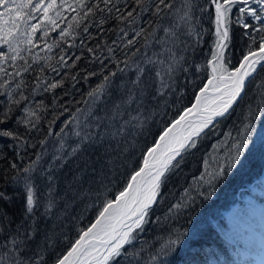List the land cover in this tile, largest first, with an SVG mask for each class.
<instances>
[{
	"label": "snow or ice",
	"instance_id": "6c2138e0",
	"mask_svg": "<svg viewBox=\"0 0 264 264\" xmlns=\"http://www.w3.org/2000/svg\"><path fill=\"white\" fill-rule=\"evenodd\" d=\"M206 3L214 8L211 21L214 40L206 65L193 66L196 73L206 74V78L197 85L191 105L183 107L165 124L150 146L142 151V158L123 185L112 198L103 199L94 219L79 230L66 251L48 256V249L53 246L52 238L46 236L43 245L33 247L30 243L32 226L25 227L40 204L36 181H47L46 186L51 192L55 182L54 170L62 167L69 158L88 148L103 149L101 159L96 161L103 168L113 163V152L123 155L133 147L127 138L145 130L146 118L141 116L140 108L146 93L154 89L155 99L156 96L163 97L166 91L175 92L176 75L189 71L185 66L187 57L182 53L188 51L190 42L194 51L195 45L203 39L198 25L209 9L199 6L196 0H0V97H6L9 105L0 113V125L7 124L12 118L11 106L15 105L23 113L16 123L23 124L29 133L40 132L38 125L42 117L38 113L47 111L48 106L43 101L38 102L35 109L27 106L31 101L24 92L27 87L24 75L37 71L34 66H38L39 73L49 69L60 77L49 79L47 75L37 74L31 89L32 97L40 89L53 95L52 119L48 121L46 134L37 141L39 149L35 159L24 167L10 163V169L16 173L11 182L14 186H22L25 192V218L17 225L15 233L2 238L0 264H119V257H124L127 264H141L145 249L129 251L126 246L133 245L148 223L160 224L159 216L154 221L149 218L163 195L162 187L168 175L180 168L185 153L196 149L202 136L210 132L215 134L218 122L247 96L241 126L236 128L237 135L233 137L231 132L224 133L227 139L212 145L214 152L219 149L223 153L213 155L215 167L209 170L210 161L205 156V170L196 178L195 186L185 188V195L168 206L164 219L170 220L182 209L187 210L198 197L210 198L215 184L236 167L248 144L250 121L264 116V76L257 79L264 71V0H206ZM234 6H238L235 23L244 30L243 37L250 41L235 63L229 55ZM197 10L201 15L195 14ZM65 13L72 15L66 18ZM245 15L259 21L260 26L245 22ZM113 22L117 39L108 45L99 37L106 31H113L105 27ZM61 23L66 26L61 27ZM93 27L97 30L95 35L91 31ZM57 29V36L50 37L49 33H55ZM251 33H256L258 40L257 35ZM46 38L51 39V43H45L41 51L59 49L55 64L49 63L53 56L33 53L38 42ZM70 38L73 41L79 39L81 55H68L65 44L68 49L77 47L75 43H67ZM86 40L96 42L91 46ZM112 45L121 50L123 59L116 55V48ZM85 48L92 57L90 63L99 61L100 71L87 72L84 81L93 76L102 79L81 100L74 102L81 106L70 111L64 103L58 104L55 93L58 88H65L68 81L79 82V74H72V70L84 58ZM105 50L107 55L102 59ZM105 61L112 63L116 70L108 69ZM9 67L13 71H8ZM65 69L67 71H63ZM129 71L135 73L133 78L116 83L121 74ZM73 89L75 83L64 95H70ZM132 105L136 108L132 109ZM57 108L61 110L57 111ZM65 113H69L68 118L63 120L59 131H54L53 126ZM0 137L24 142L15 131L6 128L0 130ZM51 137L59 139L52 142L50 149ZM121 141L125 144L123 149L120 148ZM28 146L36 147L31 143ZM49 155L51 159L45 167V157ZM0 200L10 202L11 197L0 192ZM54 203L49 197L44 204L45 215L52 212ZM3 219L10 222L6 213ZM186 235V232L170 229L164 242L148 253L145 264H166L167 258L177 251Z\"/></svg>",
	"mask_w": 264,
	"mask_h": 264
},
{
	"label": "trees",
	"instance_id": "16d2710c",
	"mask_svg": "<svg viewBox=\"0 0 264 264\" xmlns=\"http://www.w3.org/2000/svg\"><path fill=\"white\" fill-rule=\"evenodd\" d=\"M196 3L203 7L207 6L208 13L203 14L198 27L201 28L203 39L198 45H195V50L190 46L186 53H182L187 57L188 63L185 65L189 67L187 73L179 72L175 77V92L166 91L163 97L156 96L153 99L154 89H150L142 102L140 114L146 118L145 130L141 134L134 137L127 138L129 145L128 151L123 155L116 152L111 154L112 164L102 168V164L96 163L101 159L103 149L94 150L88 148L87 151L77 154L69 158L63 163L62 167L54 170L53 175L55 182L53 184V191L49 192L47 181L43 183L39 180L37 184V199L40 204L36 208V212L31 219L26 221L25 227L31 225L33 238L30 243L35 247L36 245H43L45 237L52 238V247L48 249V256H54L55 253L66 251L70 246V241L78 234L79 230L84 228L89 222L94 219V215L101 205L103 199L112 198L115 191L119 189L126 181L127 176L137 166L138 161L142 158V151L150 146L154 137L159 134L162 128L171 119L175 117L178 111L183 107L191 105L195 90L200 85L201 79L206 78V74L196 73L194 65H206V61L210 58L211 48L214 40V26L211 21L214 18V9L206 0H196ZM256 7V5H251ZM197 16L201 15L199 11L195 13ZM71 13H65L66 18H70ZM238 15V6H234L231 14L233 23L230 25L232 42L230 44L229 55L232 62L235 63L241 55V52L246 49V45L250 43L247 37H243L244 30L235 23ZM35 22V21H33ZM245 22L254 24L256 27L260 26L259 21L252 20L251 17L245 15ZM61 27H65L66 23H61ZM123 26V25H121ZM112 28L113 31H106L101 34L99 39L108 45H111L112 40L117 39L115 23H110L105 26ZM57 32H50V37H55ZM95 35L97 30L95 27L91 28ZM251 32V29H249ZM257 35L256 33H251ZM187 39V37H184ZM258 40V35H257ZM96 41H87L86 43L94 46ZM45 43H51V39L46 38L38 42L37 47L33 49L34 54L40 56L50 55L54 59L49 63L55 64V60L59 58V49H53L52 52H47L44 48ZM67 43L77 44L76 48L68 49L67 44L65 48L69 56L81 55L80 41L71 38ZM117 43L119 41L117 40ZM116 48L115 45H112ZM99 54V52H98ZM107 55L106 50L101 57L102 59ZM116 55L123 59L121 50L116 48ZM83 57L72 74H79V82L68 81L65 88L56 90V97L58 104L64 103L70 111L75 107L81 106L74 102L79 101L90 90L99 83L101 76H93L87 82L84 81L83 76L87 72L95 71L99 73L100 63H90L92 57L87 53L86 48L83 51ZM29 62L31 60L29 58ZM108 63V69L115 71L112 63ZM22 63V62H21ZM43 64V61L40 62ZM37 71H30L29 74L24 75V80L27 87L24 88L25 95L30 98L28 107L35 109L38 102L43 101L48 106L47 111L39 112L42 117L38 127L40 132L33 131L29 133L23 124H17L16 121L23 116V113L12 105L13 112L11 119L5 125H0V130L8 129L15 131L21 136L23 143L14 141L11 138L0 137V192H4L11 197L10 202L0 200V243L5 235H10L16 232L17 225L25 218V192L22 186H14L11 182V177L15 175V171L10 169V163H15L20 167H24L35 159V153L39 149L37 141L42 139L46 134L48 121L52 119L51 101L53 95L51 93H44L42 89L38 90V94L34 97L30 95L31 89L34 86L35 77L37 74L47 75L49 79L57 77L55 73L49 69H45L44 73ZM86 69L87 71H81ZM8 71H13L11 67ZM67 71V69L63 70ZM135 73L129 71L126 74H121L116 83L121 80H128L133 78ZM200 79H197V77ZM264 76V71H261L257 76L260 79ZM70 95L65 96L64 92L72 88ZM251 88V85H249ZM19 97L17 96V99ZM116 99V97H112ZM6 97H0V113L6 107ZM248 97L245 96L233 109V111L226 117L221 119L215 127V134L211 132L206 136H202L198 142V147L189 153H185L178 170L168 175L165 184L162 187V197L153 209V215L150 220L154 221L155 217L161 218L160 224L150 222L145 225V231L138 234V238L133 242V245L126 246L129 251L143 247L145 252L141 264H145L148 259V253L159 247L161 243L168 237L169 230L175 229L179 232H186L187 235L183 237L181 245L177 251L167 258L166 264H256L248 252L256 247L253 240L247 238L246 229L240 226L235 220L230 218L233 213L238 219L248 223L251 226L256 225V220L249 214L244 200L245 193L250 194L253 198L264 201V199L253 188L261 186L259 173L264 168V116L259 119L250 121L251 129L247 133L248 144L244 150L241 160L238 162L230 172L226 173L225 177L215 184V190L210 198L204 199L198 197L194 203L190 204L187 210H181L172 216L170 220H165L164 215L167 213V208L171 203L178 202L181 197L185 195L184 189L193 187L196 183V178L203 172V160L205 156L210 161V169L215 167L212 163L213 155L220 156L223 153L216 150L214 152L212 145L221 144L227 139L223 134L231 132L232 136H236V128L240 127L242 113L245 111V105ZM72 102V103H65ZM111 103V100L109 101ZM136 105H132L135 109ZM61 109L57 108V111ZM133 111V115H135ZM69 113H65L57 121V125L53 126L54 131H59L64 119L68 118ZM2 118V117H0ZM34 119V118H33ZM59 138H49V147L52 148V142ZM35 144L36 147H29L28 144ZM19 145V147H17ZM116 145L113 144V148ZM125 147L124 141H121L120 148ZM19 152V156H17ZM130 153V154H129ZM126 157V158H125ZM51 156L45 157L44 166H48V161ZM90 161V162H89ZM248 184L250 185L248 187ZM252 187V188H251ZM102 195H98L101 194ZM194 194V193H193ZM51 197L55 203L50 214H44V204L47 203L48 198ZM247 208V209H246ZM7 214L9 221L3 219L4 214ZM3 251V248H0ZM119 264H127L124 257L117 258ZM115 264V262H114Z\"/></svg>",
	"mask_w": 264,
	"mask_h": 264
},
{
	"label": "rangeland",
	"instance_id": "374dc122",
	"mask_svg": "<svg viewBox=\"0 0 264 264\" xmlns=\"http://www.w3.org/2000/svg\"><path fill=\"white\" fill-rule=\"evenodd\" d=\"M259 177L261 180V186L256 189V192H258L259 195H261L264 198V169L259 173ZM249 186L250 185L248 184V187ZM244 199L246 200V203H247L246 206L248 208L249 214L256 220V225L254 226L255 229L253 227L247 225L246 223H242V225L245 228H247V230H248L247 238L249 240H253L252 236H250L252 233L255 236V238L261 242V247L258 246L257 249L253 248L254 250H252V252L254 251L253 255L256 257V259L259 260L262 264H264V203L261 204V207L257 206L254 203V199L250 195H245ZM230 218L234 221L235 218H237V217L233 213H231ZM250 250H251V248H250Z\"/></svg>",
	"mask_w": 264,
	"mask_h": 264
},
{
	"label": "water",
	"instance_id": "95a60500",
	"mask_svg": "<svg viewBox=\"0 0 264 264\" xmlns=\"http://www.w3.org/2000/svg\"><path fill=\"white\" fill-rule=\"evenodd\" d=\"M213 9H214V8H213ZM197 90H198V88L196 89V91H197ZM196 91H195V92H196ZM193 100H194V97H193ZM87 226H88V225H87ZM87 226H86V227H87ZM86 227H85V228H86Z\"/></svg>",
	"mask_w": 264,
	"mask_h": 264
},
{
	"label": "bare ground",
	"instance_id": "6f19581e",
	"mask_svg": "<svg viewBox=\"0 0 264 264\" xmlns=\"http://www.w3.org/2000/svg\"><path fill=\"white\" fill-rule=\"evenodd\" d=\"M261 239V238H260ZM262 240V239H261Z\"/></svg>",
	"mask_w": 264,
	"mask_h": 264
}]
</instances>
